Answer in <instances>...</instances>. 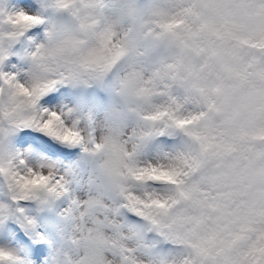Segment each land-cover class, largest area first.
Listing matches in <instances>:
<instances>
[{
    "label": "snow or ice",
    "instance_id": "6c2138e0",
    "mask_svg": "<svg viewBox=\"0 0 264 264\" xmlns=\"http://www.w3.org/2000/svg\"><path fill=\"white\" fill-rule=\"evenodd\" d=\"M0 264H264V0H0Z\"/></svg>",
    "mask_w": 264,
    "mask_h": 264
}]
</instances>
